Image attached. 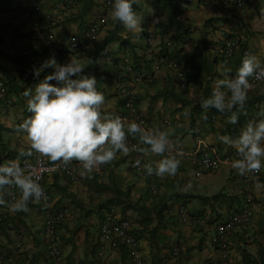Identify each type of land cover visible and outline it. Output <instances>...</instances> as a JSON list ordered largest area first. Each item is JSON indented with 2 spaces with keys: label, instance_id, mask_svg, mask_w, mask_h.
Masks as SVG:
<instances>
[{
  "label": "crops",
  "instance_id": "0c3cea01",
  "mask_svg": "<svg viewBox=\"0 0 264 264\" xmlns=\"http://www.w3.org/2000/svg\"><path fill=\"white\" fill-rule=\"evenodd\" d=\"M0 1L5 8L0 9V76L4 77L11 89L9 106H5L4 103L0 104V162H6L15 159L20 150H28L29 148L25 134L15 131L16 125L31 115L27 111L26 98L23 96L22 87L24 86L19 82L21 71L29 70L32 79L31 85L33 86L38 80H42L44 75L53 71L50 68L45 69L39 78L33 75V69L39 67L50 56L54 55L59 64H65L70 58H74L79 60L83 66L87 63L88 58L87 52H83L86 47L77 53L69 47V39L72 36L76 35L77 38L81 39V35L85 34L81 30L79 18L75 21H67L68 16L76 14L77 11H72L69 14L68 11L59 13V20L52 29L57 41L53 46L48 47L44 46L43 39L37 32L35 19L24 22L13 20V14L27 6L30 0ZM55 1L41 0V3L45 10L52 11ZM92 1L91 10L95 12L97 9V12H100L98 8L102 0ZM224 1L232 2L231 0H216L208 13L202 10L200 0H188L186 2L188 15L184 17L192 25H195V28L190 33L191 39L184 44L180 54L187 57L198 51L205 52L212 61L213 78L201 80L190 76V89L181 91L178 87V80L168 69V62H160L159 70L154 71L149 80L137 83L133 87L138 106L141 112L150 118L152 129H155L156 119L160 117H169L172 121L169 126H165L163 129L172 131L171 139L177 145L176 151L179 149L184 151V154L179 156L182 162L175 177L159 178L152 175L153 182H156L158 186V193L152 194L149 188L152 178L133 174L130 170L131 157L128 158L126 155L118 153L117 159L112 164L102 165L92 173H87L82 169L79 182L72 187H67L63 176L60 175L47 176L44 179L43 185L49 188L52 193V201L49 206L58 207L67 203L71 209L72 214L65 222L66 226L63 228L65 230H62L61 234L63 257L66 264H76L79 261H89L91 264H127L122 251L121 253L118 250L108 249L102 257H99V260H94L92 258L95 249L94 251L90 250L96 246L98 241L99 218L97 214L100 215L99 209L106 206L105 201L114 197L115 187L120 190L130 187V200L124 199L121 195V204L117 205L119 207L129 201L134 203L138 200L139 203L148 208L163 209L159 233L168 237L160 243L156 239H149L146 234H142L140 238L142 249L147 252L146 260L150 264H166L165 262L173 261L165 253L171 245H182L183 247L177 264H208L215 258L216 253L209 242V233L212 228L203 231L191 228L181 221L177 215V208L179 210V206L182 205L191 214L205 213L210 217L212 223L217 222L229 210H236L240 206L241 196L238 193L241 175L233 167V161L225 160L219 170L202 172L198 177L195 176L196 159L200 158L202 150L223 158L234 148L217 139L218 136H227L226 134L221 135V129L225 127L223 114L217 116L220 119L216 122L215 129L212 130L201 120L199 112L198 114L194 113L196 119L191 123V110L195 103L198 104L202 100V93L206 87L211 94L215 82L224 78L222 70L225 67L231 68L230 76L236 73L246 52L255 54L261 62H264V0H246L240 9H235L230 4L229 7L225 8ZM91 15L90 12L84 15L83 22L85 25ZM235 23L240 25L244 36L243 50L237 51L224 66H220L218 47L225 38L231 35ZM126 33L128 39L125 44L119 41L111 42L106 46V50L109 49L112 54L114 53L113 56H118L119 52L121 53V47L126 51L130 48L135 55V66H138L139 69L140 67L144 68L147 64L146 71L148 68L152 70L154 64L159 63L162 53L159 43L149 47L145 42L144 32L139 37L128 29ZM187 48L191 50L188 51ZM61 50L65 53L60 54ZM22 51L31 55H38L40 59L33 62L18 60ZM105 54L109 57L106 68L111 75L113 67L112 63L109 62L111 55L107 52ZM101 72L98 69L96 74L93 72L91 76L96 78L97 88L105 95L104 110L114 112L125 118L124 107L116 92L118 88L117 79L111 78L112 76L109 77L110 75L106 76V74L104 78H101ZM180 96L184 103L179 101ZM251 99L254 101L246 107L244 112L246 122L239 123L236 130L238 135L236 134L237 136H232V138L240 135L241 129L248 121L264 119V115H261L264 113V81L251 87L248 91L247 101ZM194 110L196 111V108ZM125 122L129 121L125 119ZM196 135L201 138L204 145L200 147V151H198L199 148H196ZM135 140L139 142L137 138ZM139 144L142 151L147 147L140 142ZM172 151L170 146L169 154ZM143 153L146 164H154L155 161L161 159L160 156L150 152L145 153L143 151ZM29 158L31 157H22L20 163ZM111 178H113L112 181ZM256 181L252 185V192L255 195H257L254 190ZM259 181L264 183V168H262ZM216 194L220 195L215 199L211 198ZM260 195H264V191ZM205 197H208L209 200L204 202ZM28 207L30 211L24 213L12 211L9 203L0 205V212H6L7 215L0 225V249L6 250L9 247V234L15 228L18 231L15 238L20 239L23 246L24 263L49 264L45 258V244L42 243L39 233L44 215L42 209L45 208V205L32 201ZM132 212L134 213V211ZM155 222V220L152 222V226L156 225ZM254 231L252 227H246L239 228L232 234L234 246L230 251L231 264H246V262L250 264L254 260L264 263V232L261 235L262 243L244 244L246 238L251 236Z\"/></svg>",
  "mask_w": 264,
  "mask_h": 264
},
{
  "label": "clouds",
  "instance_id": "9594fccd",
  "mask_svg": "<svg viewBox=\"0 0 264 264\" xmlns=\"http://www.w3.org/2000/svg\"><path fill=\"white\" fill-rule=\"evenodd\" d=\"M56 0L55 2H58ZM236 1V0H234ZM246 0H244L245 3ZM33 0H30V3L22 7L19 11L13 14V20L15 22H24L31 19L36 20L37 24V32L41 35L44 46H48L45 43V32L40 28V23L38 20L32 16L28 18L20 17V14L27 10L32 4ZM41 8H43L41 0H37ZM54 2V3H55ZM73 2V0H72ZM136 0H114L113 8H112V17L114 20L121 23L125 29H128L130 32L136 34L137 37L141 33H143L144 29L142 27L143 16L137 14L133 9V5ZM53 3V7H54ZM105 3L104 6L99 8L98 17H105L109 7L106 3H109L108 0H102L101 5ZM243 3V5H244ZM242 5V6H243ZM241 7H236L235 9H240ZM52 7V11H48L52 15H54L55 20L51 22L48 30L54 31L53 26L59 20V13H64L68 11V14L72 11H77V8L73 7V4H66L64 7L56 12ZM229 6H225L227 8ZM3 8V4L0 1V9ZM203 9V7H202ZM210 9V8H209ZM204 11V10H203ZM205 12V11H204ZM209 12V11H208ZM206 12V13H208ZM97 19V18H96ZM89 23L91 25L93 22ZM159 23V19H154L153 24ZM236 25L239 26L241 31V27L238 23L234 24L235 29ZM122 26V27H123ZM103 29L101 27L100 31ZM150 29L154 33V40L152 43H148L147 41V30ZM105 30V29H104ZM232 30V32H233ZM158 30L150 25L148 22L146 23L144 39L146 44L151 47L156 43H159L160 51H162L159 63L154 64L153 69L146 71V66L140 67L135 65V55L129 48L128 51H124V53L119 55L122 57L123 69L120 71L121 75L129 74L132 75V80L127 79H117L118 88L117 95L120 98V101L124 107V117H121L114 112H107L104 110V105L106 104L105 95L103 92L97 89V80L94 76H89L85 74V66H83L79 60L70 58L69 61L65 64L57 63L55 56H50L47 60L43 61L39 67L33 69V75L37 78L40 77L41 72L45 71V69H53V71L49 74L44 75L42 80H38L35 85H31V75L29 84L21 81L19 77V82L24 86L22 87L23 96L26 98V106L27 111L31 113L30 116L25 118L21 123L16 125L15 131L17 133H23L26 136L27 142L29 144L28 150H20L17 157L12 160H8L3 164H0V205H5L8 201L5 200V196H8V193L11 192L12 189H18L19 195L13 199L11 202V208L14 212H24L27 213L30 211L28 205L30 202L35 201L40 203V201H46L47 197L45 194L44 188L40 184L41 176L34 175L32 171V165L29 163H25L21 166L20 159L22 157H32L34 154H38L40 157L46 158L48 162L51 164H60L62 163L64 166L69 165L73 161L78 162L82 168L87 173H92L95 169H98L102 165L112 164L117 159V154L122 153L126 155L128 158L131 157L130 162V170L135 175H142L145 177L152 178V175H155L159 178L166 177H175L179 171L181 165L180 155L184 154V151L179 149L176 151V143L171 139L173 133L170 129H163L165 126H169L171 124V119L169 117H160L156 119V124L154 125L155 129L150 127V121L147 116H145L139 106L138 100L133 89L134 85L137 83H141L147 81L154 74V71L159 70L160 62H168V69L172 72L173 76L178 80V87L181 91H187L190 89L191 82L189 80V76L186 75L184 69L181 64H179L176 59L172 56H169L174 50H178V46H176L174 39L169 35L160 38L159 34L156 33ZM123 34V33H121ZM232 34V33H231ZM242 34V32H241ZM55 36V34H54ZM231 35H229L224 40H227ZM242 38L244 36L242 34ZM223 40V41H224ZM170 41L168 45L167 42ZM222 41V42H223ZM220 43V45L222 44ZM244 43V42H243ZM243 43L241 48L238 50H243ZM54 45V44H53ZM51 45V46H53ZM219 45V46H220ZM48 46V47H51ZM83 47H86L83 46ZM81 47L80 49H82ZM164 48V50H162ZM76 51L80 52L81 50ZM219 49V47H218ZM186 50L190 51V48ZM123 52V51H121ZM132 52V53H131ZM237 52V51H236ZM169 53V54H166ZM27 61L33 62L38 61L40 56L28 54L26 51H22L20 53ZM27 55L36 57V60L31 61L27 58ZM107 55V54H106ZM233 57V56H232ZM231 57V58H232ZM125 58H128V63L130 65V70L126 69ZM220 61V55H219ZM172 61L176 62V65L181 68L184 76L187 78V84L185 86H181L180 80L176 77L173 72ZM220 65V62H219ZM150 70V71H149ZM24 71L22 70L20 75ZM231 68L225 67L222 70L223 79H218L214 87L212 89L211 95L204 99L201 103V107L204 109L214 108L218 112H225L226 110L231 112V115L228 117V123L236 124L239 121L240 114L245 112V104L248 99V91L251 87L259 84H252L249 82L250 77H255L257 80L264 81V62L253 53L246 52L241 60V64L236 70V73L233 75H229L231 73ZM30 74V72H29ZM235 75V76H234ZM140 76L139 81H134L136 77ZM234 76V77H232ZM4 79V77L0 76ZM9 92V99L11 98V89L8 82L4 79ZM121 81V82H120ZM126 83H130L133 90V95L135 97V103L138 109V113L147 120V124L142 126L143 122L132 121L127 118L126 108L124 106V101L119 94V87ZM193 84V83H192ZM27 85H29L27 87ZM4 103L3 101L0 104ZM5 106H9L6 104ZM235 109V111H233ZM261 115H264L262 113ZM125 119L129 122H125ZM163 119H168L169 124L165 125L161 128H158V122ZM220 118L217 117L216 122ZM214 123V129L215 124ZM151 128V129H150ZM222 131V129H221ZM237 132V131H236ZM238 135V132L236 133ZM236 135V136H237ZM129 137L138 143L139 149L144 156L143 151L145 153L150 152L157 156H160L161 159L155 161L153 163L146 164L145 156L143 158V165L146 174L144 173H136L133 171V154L130 151L137 150L135 146L132 148L128 145ZM137 138L142 145H146L145 149H141V146L138 141L135 140ZM218 140L229 145L234 148L226 155L225 157H220L215 155L221 160V165L217 169L219 170L222 167V164L225 160L233 161V167L238 171L241 175V182L239 187L238 195L241 196L239 200L240 206L236 210H229L227 214L223 215L217 222L212 223L210 221V217L203 214H191L189 213L182 205L179 206V210L177 208V215H179L182 222L186 225L190 226L194 229H199L203 231L205 229L212 228L209 233V242L212 245L216 256L215 258L208 264H218L220 260V253L218 251V247L213 242L212 238L216 233L217 227L219 223L225 219V217L230 213H239L245 207H249L251 209V219L246 226L238 227L233 230V232L228 237V254L226 264H231L230 251L233 248L232 244V234L238 230L239 228L252 227V230L255 228V215L257 212L256 202L254 198V193L252 192V185L254 184V190L257 195H260L262 191H264V183L259 181V177L262 173V168H264V119H260L258 121H248L247 124L241 129L240 135L236 138H232L230 136H218ZM173 149L172 153L169 154V147ZM204 146L201 138L196 135V148L200 151V147ZM195 149V150H197ZM236 150L237 159L232 160L230 154ZM179 151H181L179 153ZM203 152L205 150H202ZM202 152V153H203ZM201 153V155H202ZM199 160L196 159V163ZM139 161H136V164L139 165ZM199 170V166L197 164L195 169V176L198 177L201 175H196V172ZM216 170V171H217ZM261 171V173H260ZM214 172V171H212ZM255 173L259 175L253 177H247L246 174ZM58 176V175H54ZM62 176V175H60ZM64 178V177H63ZM247 178L249 191H245V179ZM152 178L150 180V192L152 194L158 193V186L156 182H153ZM65 180V178H64ZM78 183V182H77ZM69 184L65 180V185L67 187H72L77 184ZM155 187V190L153 189ZM49 189V188H48ZM50 191V189H49ZM51 193V191H50ZM217 195V194H216ZM220 195V194H219ZM218 195V196H219ZM247 195L251 196V202L247 201ZM215 196V195H214ZM211 196V197H214ZM217 196V197H218ZM215 199V198H214ZM109 200V199H108ZM105 201L104 204L106 206L101 207L100 215L103 217V213L108 210L110 207L115 208L118 211L119 215H128L130 219L131 232L136 237L139 246L141 257L145 264H150L146 260V255H144V251L142 249L140 238L142 236L141 233V222L136 216L135 212L133 213L130 209L125 213L121 211V208L113 203H108L109 201ZM51 201H52V193H51ZM50 202L48 203H40L45 205V208L42 209L45 214L46 211H52L58 207H50ZM69 208V215L64 220L57 231V240L60 247V257L64 264H66L63 257V243H62V230L66 226V221L70 218L72 214L70 211L69 205L64 204ZM168 211V208H167ZM135 216H132V215ZM6 215V212H0V219H3ZM183 217H186L187 220H184ZM44 220V215H43ZM43 220H42V228L40 230V235L42 238V243L45 244V258L48 260V263L51 264L50 259L48 257V243L45 237L42 236L41 232L43 229ZM101 219L98 220V226ZM138 227V228H137ZM98 229V228H97ZM209 232V231H206ZM255 233V231H254ZM256 234V233H255ZM252 235L248 236V239H251ZM16 243L20 245V251L18 252L19 260L22 264H25L23 261V252H22V243L20 239L14 238L10 243L9 247L6 250L0 249V251L4 253H9L11 247H13ZM103 246L102 248L100 246ZM95 249V251H94ZM113 249L122 251L121 253L125 255L126 263H129L125 248L120 246L118 248H112L107 245H104L100 242L99 233H98V241L94 248H91L93 252L94 260H99V257H102L106 250ZM183 250L182 245H171L165 252L167 255L171 257V260L177 259L180 257V254ZM173 262V261H172ZM0 264H10L7 262H1ZM76 264H91V262H76Z\"/></svg>",
  "mask_w": 264,
  "mask_h": 264
},
{
  "label": "built area",
  "instance_id": "2783aa9c",
  "mask_svg": "<svg viewBox=\"0 0 264 264\" xmlns=\"http://www.w3.org/2000/svg\"><path fill=\"white\" fill-rule=\"evenodd\" d=\"M211 1L213 0L202 1L203 4L202 7L205 12L209 11L210 8L209 4L211 3ZM71 3L72 0H59L58 2H55L53 7L54 12L62 9L64 5ZM243 3L244 0L235 1L236 7H241ZM224 4L225 6L227 5L226 2H224ZM32 16H34L38 20V22L40 23V28L43 29L45 32L46 45L51 46L55 36L51 30H48V28L51 22L55 20L54 15L41 8L37 0H33L30 7L20 14V17L22 18H28ZM103 23H104V18L98 17V20L96 19V21L90 25L88 35L91 40L96 39V36L100 31ZM146 32H147V41L150 44L154 40V33L150 29H148ZM242 43H243L242 34L239 29V26L236 25L231 36L227 40H224L222 44L219 46L220 66H224L226 64V62L236 53V51H238L241 48ZM167 44L169 45L170 41H168ZM69 47L74 52L80 49L76 37L72 36L70 38ZM27 58H29L31 61L36 60V57L34 56L27 55ZM125 62H126V69L130 70L128 58H125ZM172 66L174 69L173 70L174 74L181 82V86H185L188 81L187 78L184 76L181 68L176 65L175 61L174 62L172 61ZM20 78L22 82L29 84V80H30L29 71H24L20 75ZM140 78L141 77L138 76L135 78L134 81H139ZM261 81L262 80L255 79V77L249 78V82L251 83V85L259 83ZM28 86L29 85H27V87ZM119 94L124 101V106L127 112V118H129L132 121L143 122L142 126H145L147 124V120L138 113L131 84L126 83L124 85H121L119 87ZM1 101L4 102V105L10 103L8 87L4 79L0 77V102ZM167 124H169L168 119H163L160 122H158L159 125L158 128L162 129V127ZM128 145L130 148L135 146L137 149L135 151H130L133 154V165H132L133 171L136 173L146 174L143 165L144 156L142 155L139 149L138 143H136L129 137ZM180 152L181 151H179V153ZM230 157L232 158V160L238 158L236 150L230 154ZM136 161L140 162L139 165L136 164ZM26 162L32 165V171L34 175L41 176L39 182L45 190L47 200L46 201L42 200L40 201V203H48L51 201V193L49 189L43 185L44 179L47 176L62 175L69 184H74L79 182L80 172L83 169L82 166L76 161H73L67 166H64L62 163L51 164L50 162L47 161L46 158L40 157L38 154H34L31 158L22 162L21 166H23ZM3 163L4 162H0V164ZM197 164L199 166V170L196 172V175H199L200 172L202 171L203 172L216 171L221 165V160L215 155L210 154L208 151H204L200 156L199 160L197 161ZM260 173L246 174V176L253 177L259 175ZM153 189L154 191H156L155 187H153ZM244 189L245 191H249L247 178L245 179ZM18 194H19L18 189H12L11 192L8 193V196H5L8 203L11 204L13 199L17 197ZM247 201L249 203L251 202V196L247 195ZM251 214H252L251 209L247 206L244 209H242L239 213L228 214L225 217V219L219 223L216 233L212 238L213 242L218 247V251L220 253L221 261L218 264H226V260H227L226 257L228 254V246H229L228 245L229 235L233 232L234 229L238 227L246 226V224H248L251 219ZM68 215H69V208L66 205H62L52 210L51 212L48 210L44 214L43 229L41 234L47 240L48 243L47 253L51 264H64L60 257V247L57 240V231L60 225L64 223V220L68 217ZM183 219L187 220L186 217H183ZM98 233H99L100 242L103 243L104 245H107L112 248H118L120 246H123L125 248L130 264H145V262L141 257L139 243L136 237L131 232L130 219L128 215H119L118 211L115 208L110 207L108 210H106L103 213V217L98 226ZM100 247L102 248L103 246L101 245ZM19 251H20V245L18 243H16L13 247H11L9 253H4L0 251V263L7 262L10 264H22L18 257Z\"/></svg>",
  "mask_w": 264,
  "mask_h": 264
},
{
  "label": "trees",
  "instance_id": "16d2710c",
  "mask_svg": "<svg viewBox=\"0 0 264 264\" xmlns=\"http://www.w3.org/2000/svg\"><path fill=\"white\" fill-rule=\"evenodd\" d=\"M202 1L200 0V5L202 7ZM230 1H224L227 3V6L230 4L232 6L235 5V1L231 0ZM109 3H106L109 7V10L106 13V16L103 17L104 18V23L102 24L101 27H103V29L101 31L98 32L96 39L91 40L88 33H89V23L96 20H98V12L97 9H95V12H93V10H91L92 8V0H73L72 4L73 7L77 8V13L71 16H68L67 21L69 20H77L78 18L80 19L79 24H81V30H83V32L85 33L84 35H81V39L77 38L76 35L74 37L77 38V42L78 45L81 47L86 45V50L83 51L84 53L87 52V58L88 61L87 63L84 65L85 66V74L91 76V74L94 72L96 74V70L100 69L101 72V78L110 75V72H108L107 70V64L103 63L104 66L100 65L101 64V59H103L104 55H106L105 53L107 52L109 55H111V59L114 61V64H112V72L111 75L109 77L111 78H117V79H127V80H132V75L129 74H124L121 75V70L123 69V62H122V57L120 55L116 56L112 54L111 50L107 49L106 50V46L111 43V42H117L119 41L120 43L123 42L125 44V42H127L128 39V34L126 33L127 29H125L124 27H122L123 25L121 23H119L118 21L114 20L112 17V8H113V3L114 0H108ZM186 2H188V0H136V2L133 5V9L134 11H136L137 14H140L141 16H143V22H142V27L144 29V33H145V27H146V23L150 22L152 23V26H157L156 29L158 30L156 33L159 34L160 38H164L167 35H169L171 38L174 39V42L176 44V46H178V50H174L172 53H166L169 54V56H172L176 59V61L182 65L184 72L186 73V75L193 76L196 78H200L201 80L206 79L210 80L211 78L214 77V73L212 72V61L210 60L209 56L203 52V51H198L195 53H191L190 55H188L187 57L182 56L181 50L183 49L184 44L190 40V33H192V31L195 28V25H192L187 18H185L184 16V10L185 8H187L186 6ZM216 0L211 1V3L209 4L210 7L213 5V3H215ZM223 2V5L225 7V4ZM3 4V3H1ZM99 4V3H98ZM4 5V4H3ZM105 3H103L101 5V3L99 4L100 7L104 6ZM142 6H144L145 9L149 10H153L154 13H158L163 20L160 23L157 24H153V20L152 18H150V16L147 15V12H145V9L142 10ZM99 7V8H100ZM98 8V9H99ZM203 10V9H202ZM90 12L92 15L89 19V21L86 23L83 22V17L84 15ZM97 12V13H96ZM105 29V30H104ZM123 33V34H121ZM127 34V35H126ZM79 35V34H77ZM57 37H54L53 43L52 45L57 41L56 40ZM44 41V40H43ZM69 45H70V39H69ZM120 48V46H119ZM65 50V49H63ZM61 50L60 54H64L65 52ZM106 50V52H105ZM118 50V49H117ZM162 50H164V48H162ZM121 52L120 54L124 53V48L121 47L120 48ZM90 58H89V57ZM18 60L24 61L26 60L23 56H19ZM27 61V60H26ZM26 64H28V62H26ZM106 68V69H105ZM109 73V74H107ZM98 89V88H97ZM207 89V90H206ZM206 89L203 91L202 93V100L199 101L198 104H194L191 110V123L194 122V120L196 119L194 116V113L198 112L201 115V120H203L210 129L214 130V123L216 122L217 116L220 114H223L225 117V127L222 129L221 131V135H227L230 137H234L236 135V130L237 127L239 126V123L245 121V115L244 113L240 114L239 116V121L236 124H231L228 123V117L231 115V112L229 111H225L223 113L218 112L216 109L214 108H210V109H204L201 107V103L204 99L208 98L211 94L208 91V88L206 87ZM100 91V89H98ZM181 97V96H180ZM179 101H181L182 103H184V100L181 98H179ZM254 101V99L248 100L245 104V109L246 107H248L250 104H252V102ZM187 104V103H185ZM194 108H196V111L194 110ZM233 111H235V109H233ZM220 118V117H219ZM223 117H221L222 120H224ZM247 120V118H246ZM246 122V121H245ZM113 178H111L112 181ZM130 187H127L125 190H120L118 188H114V197L110 198L108 201V203H113L115 205H119L120 203V197L121 195L124 197V199L126 198V200H130V191H129ZM218 196L215 195L214 197L211 198H216ZM208 197L204 198V202L207 201ZM209 200V199H208ZM124 201V200H123ZM121 211L123 213H125L127 210H132L135 212L136 216L138 217V219L141 222V233L142 234H146L148 236L149 239H156L159 243L163 242L164 239L166 237H168L167 235H163L160 232V228L159 225H161V219H162V210L161 208H148L145 205L139 203L138 200L134 201V203H132V201H129L128 203L121 205ZM97 217L99 219H102V215L97 214ZM6 218V216L3 219H0V225L1 222L4 221V219ZM156 221L154 226H152V222ZM149 227V229H147ZM160 235H163L160 237ZM247 264V262H246ZM250 264H262L256 260L252 261ZM264 264V263H263Z\"/></svg>",
  "mask_w": 264,
  "mask_h": 264
},
{
  "label": "rangeland",
  "instance_id": "374dc122",
  "mask_svg": "<svg viewBox=\"0 0 264 264\" xmlns=\"http://www.w3.org/2000/svg\"><path fill=\"white\" fill-rule=\"evenodd\" d=\"M144 6H142V10H144ZM147 12V15L150 16V18H152V20L154 19H159V23L163 20V18L158 14V13H154L153 10H149L148 9H145V12ZM184 15H188L187 12H186V8L184 10ZM150 25H152V23L148 22ZM158 25V24H157ZM157 26H155L156 28ZM127 35V34H126ZM112 58V57H111ZM110 58V63L114 64L113 60H111ZM109 60V57L105 56L103 57V59H101V65L102 63H107V61ZM106 61V62H105ZM104 66V64H103ZM254 195V198H255V202H256V209H257V212H256V215H255V219H256V226L254 228L255 230V233L252 234V238L251 239H248L246 241H244V244H247V245H250V244H256V243H262L261 242V235L262 233L264 232V199H263V196L264 195ZM107 201V200H106ZM229 203V202H228ZM15 234H18V231L17 229L15 230V228L12 229V232L9 234V238H8V242H12V240L17 237ZM15 235V236H14ZM14 236V238L12 239V237ZM264 244V242H263ZM147 252H145L144 250V255H146ZM180 259L177 258V259H173V262L172 261H169L168 263L165 262L166 264H177L176 262Z\"/></svg>",
  "mask_w": 264,
  "mask_h": 264
}]
</instances>
